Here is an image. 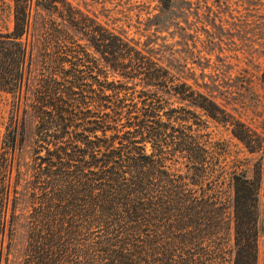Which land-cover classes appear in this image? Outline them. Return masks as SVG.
Masks as SVG:
<instances>
[{
  "label": "trees",
  "instance_id": "obj_1",
  "mask_svg": "<svg viewBox=\"0 0 264 264\" xmlns=\"http://www.w3.org/2000/svg\"><path fill=\"white\" fill-rule=\"evenodd\" d=\"M38 6L50 17L31 89L20 264H258L261 160L227 159L206 120L159 89L229 124L251 152L264 136L70 0H0V90L13 96L0 138V264L20 192L24 35Z\"/></svg>",
  "mask_w": 264,
  "mask_h": 264
},
{
  "label": "rangeland",
  "instance_id": "obj_2",
  "mask_svg": "<svg viewBox=\"0 0 264 264\" xmlns=\"http://www.w3.org/2000/svg\"><path fill=\"white\" fill-rule=\"evenodd\" d=\"M73 4L151 51L179 78L215 99L222 107L264 136V0H70ZM49 11H33L27 34L31 53L27 96L21 102L24 137L15 150L21 171L19 198L13 220L6 264H20L26 243L32 142L36 116L31 109V89L41 66V33ZM109 77H117L109 70ZM169 105H187L205 120L213 139L228 153L260 159V223L258 264H264V149L251 152L231 126L206 114L188 100L159 89ZM12 95L0 90V138ZM4 264V263H2Z\"/></svg>",
  "mask_w": 264,
  "mask_h": 264
}]
</instances>
